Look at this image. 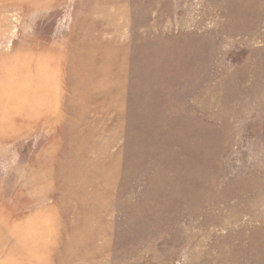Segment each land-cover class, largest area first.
<instances>
[{
  "label": "rangeland",
  "instance_id": "1",
  "mask_svg": "<svg viewBox=\"0 0 264 264\" xmlns=\"http://www.w3.org/2000/svg\"><path fill=\"white\" fill-rule=\"evenodd\" d=\"M0 264H264V0H0Z\"/></svg>",
  "mask_w": 264,
  "mask_h": 264
}]
</instances>
